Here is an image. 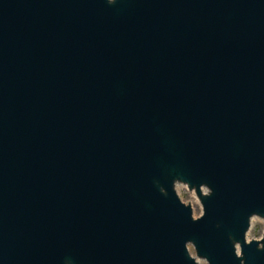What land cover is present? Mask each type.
Returning <instances> with one entry per match:
<instances>
[{"label":"water","instance_id":"95a60500","mask_svg":"<svg viewBox=\"0 0 264 264\" xmlns=\"http://www.w3.org/2000/svg\"><path fill=\"white\" fill-rule=\"evenodd\" d=\"M263 234L264 0H0V264H264Z\"/></svg>","mask_w":264,"mask_h":264}]
</instances>
